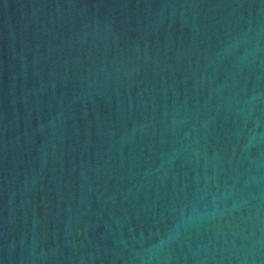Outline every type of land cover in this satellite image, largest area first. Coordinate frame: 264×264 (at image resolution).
I'll return each instance as SVG.
<instances>
[{
	"label": "water",
	"instance_id": "95a60500",
	"mask_svg": "<svg viewBox=\"0 0 264 264\" xmlns=\"http://www.w3.org/2000/svg\"><path fill=\"white\" fill-rule=\"evenodd\" d=\"M0 264H264V0H0Z\"/></svg>",
	"mask_w": 264,
	"mask_h": 264
}]
</instances>
